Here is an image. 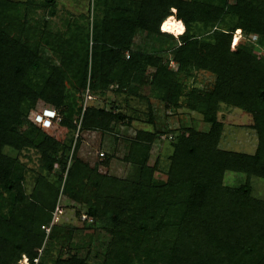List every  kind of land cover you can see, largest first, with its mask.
I'll list each match as a JSON object with an SVG mask.
<instances>
[{"label":"trees","instance_id":"obj_1","mask_svg":"<svg viewBox=\"0 0 264 264\" xmlns=\"http://www.w3.org/2000/svg\"><path fill=\"white\" fill-rule=\"evenodd\" d=\"M92 3L90 27L69 16L64 29H54L46 16L56 15L57 0H0V264L37 254L59 194L73 202L83 225L68 237L77 230L91 235L108 223L100 264H264V200L252 196L249 184L251 177L264 179V56L256 49L264 52V0ZM168 16L183 21L178 37L161 30ZM237 30L241 38L234 40ZM137 33L154 39L157 48L134 50ZM44 49L60 59L58 65ZM164 53L174 69L159 55ZM198 71L214 77L209 88L187 85ZM113 85L128 95L148 90L166 108L199 114L208 129L184 127L170 137L169 166L161 178H155L156 163L148 164L161 134L145 129L123 138V160L134 166L135 176L118 178L90 167L76 154L79 136L66 169L60 136L76 128L81 111L76 94L88 87L104 96ZM39 100L60 116L55 134L29 120L18 130ZM220 104L250 117L257 137L253 153L218 146L224 127L217 116ZM148 107L146 121L153 123ZM131 120L115 102L109 108L89 104L80 129L114 134ZM28 150L36 153V170L20 159ZM225 172L243 173L247 180L227 186ZM81 214L92 221L80 220ZM61 231L54 224L49 234ZM54 264L88 263L73 254Z\"/></svg>","mask_w":264,"mask_h":264},{"label":"rangeland","instance_id":"obj_2","mask_svg":"<svg viewBox=\"0 0 264 264\" xmlns=\"http://www.w3.org/2000/svg\"><path fill=\"white\" fill-rule=\"evenodd\" d=\"M232 1L233 0H229V2ZM92 2L93 0H57V13L53 17L46 16L47 20L51 22L54 29H64L65 24H63V21L68 19L69 16L73 19V23H77L83 27L87 24V26L90 27L95 19L94 15L96 14ZM168 33L176 36L172 32ZM233 38L234 40L241 38L239 30L235 32ZM132 48L134 50L152 51L157 48V43L154 39L146 37L143 33H137L133 39ZM256 49L260 55L264 56L263 51H260L258 47H256ZM43 53L44 56L50 60L52 65L59 64L60 59L52 56L49 50L44 49ZM159 55L168 63L170 68H175V63L171 60V55L169 53ZM213 79L214 77L210 73L198 71L195 72L192 78L190 77L187 79L186 82L189 86L207 89L211 86ZM88 93L92 99L86 97V88L76 94V97L79 96L77 102L81 108L84 103L86 107L89 104H93L95 106L109 108L111 103L115 102L118 105V110L132 117V120L129 125L120 124L114 134H111L102 133L100 131H83L80 128L78 130L79 123L76 122L78 121L79 115H77L75 118V120H77H74L76 128L72 131L64 129L60 136L66 144L63 153L64 157L66 156V159H64V161L66 160V169L72 156L74 139L79 136L80 145L76 154L83 162L87 163L90 167L96 165L99 173L118 178L135 176L137 172L135 174L134 166L123 160L124 154L126 153V146L123 138L133 137L136 130L145 129L156 131L161 134L152 144L148 160L149 165L155 163L157 165L155 178H161L169 166V155L172 152L170 137H174L175 133L184 127H193L200 131H206L208 129V124L202 121L199 114L184 108L177 110L166 108L163 102L153 96L148 90L140 91L139 96L128 95L124 92H115V86L113 85L109 87L104 96L94 95L91 91H88ZM142 95L146 96L147 99ZM148 105L151 107L153 123H148L146 121L149 118ZM46 107L55 109L51 105L39 100L35 107L29 111L27 120H25V123H23L22 127L20 126L18 130L20 131L25 127L27 128V121L29 120L33 123L34 114ZM217 116L224 124L218 145L220 148L249 154L255 151L257 137L250 127L251 120L247 114L237 108L220 104ZM50 121L51 123L47 127H45L43 123L36 125L51 134H55L57 123L54 120ZM100 152L104 154L103 157H100ZM10 153L14 155L13 152ZM107 156H109V159L106 158ZM20 159L31 169H37V156L32 150L22 152V154H20ZM103 159L108 160L107 165L102 164ZM55 171L58 175L62 173L58 166H56ZM246 180V176L240 172H225L223 176V184L227 186H240L244 184ZM26 181L29 190L32 184L30 176L27 177ZM249 184L251 186L252 196L264 200V179L251 177L249 178ZM58 202L60 204V211L56 216L57 220L55 225L61 227L62 231L58 232L57 236L53 238H51L49 234L45 240L43 247V254H46L44 259L45 264H54L56 259H66L73 254L86 259L88 264H100L104 256V243L108 240L107 233L102 229H105L108 223H100L99 225L103 228L101 230L97 228L98 230L91 233V235L84 230H77L71 234V237H68L67 233L71 229L75 227L80 228L83 225L75 219V210L71 209L73 205L72 201L67 200L65 196L59 194L56 203ZM79 207L84 211L82 206ZM43 242L44 239L42 243Z\"/></svg>","mask_w":264,"mask_h":264},{"label":"built area","instance_id":"obj_3","mask_svg":"<svg viewBox=\"0 0 264 264\" xmlns=\"http://www.w3.org/2000/svg\"><path fill=\"white\" fill-rule=\"evenodd\" d=\"M165 32H168V31H165ZM237 38H238V37H237ZM235 40H238V39H235ZM126 57H128V56L126 55ZM174 65H175V64H174ZM88 91H89V89H88V87H86V97H87L88 99H92V97L89 95ZM86 97H85V98H86ZM85 101H86V100H85ZM85 108H86V105H85V103H84V104L82 105V108H81L80 114H79V116H78V121H77L76 123H79V124H80ZM49 111L55 112V116L49 117V116L45 115V113H46V112H49ZM38 118H39V119H38ZM44 120H54V121L57 123V122L60 121V116H59V114L56 112L55 109H48V111H46V108H43L40 112H37V113L34 114V116H33V122H34L35 124L40 125V124L43 123ZM79 124H78V130H79V128H80V127H79ZM78 130H77V131H78ZM102 154H103V153H101V152L99 153L100 156H102ZM61 209H62V208H61ZM59 211H60V204H59V202H58V203H56L55 208H54V210H53V212H52V218H51L50 223H49L48 225H46V226H42V229H44V231H45L44 242L42 243V246L39 248L37 254H36L33 258H29V257L26 256V257H27L26 264H40V262H41V257H42V255H43V247H44L45 240L47 239V237H48V235H49V233H50V230H51V228H52V225H54L55 222H56V220H57V217H56V216H57V214L59 213ZM80 220L91 222V221H92V218H91V217H88V216L85 215V214H81V216H80ZM24 258H25V255L21 256V258H20L15 264H23V262H24Z\"/></svg>","mask_w":264,"mask_h":264},{"label":"clouds","instance_id":"obj_4","mask_svg":"<svg viewBox=\"0 0 264 264\" xmlns=\"http://www.w3.org/2000/svg\"><path fill=\"white\" fill-rule=\"evenodd\" d=\"M173 12H175V8L172 9ZM161 30L162 31H168L174 33L177 37L184 32V24L181 19L174 18L173 16H168L161 24ZM177 45L182 44V41L177 39L176 40ZM48 109H52L50 107H46V111ZM45 115L52 117L55 116V112L49 111L46 112ZM39 119V118H38ZM51 123L50 120H44L43 124L45 127L49 126ZM27 257L25 256L23 264H26Z\"/></svg>","mask_w":264,"mask_h":264}]
</instances>
